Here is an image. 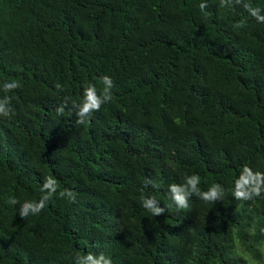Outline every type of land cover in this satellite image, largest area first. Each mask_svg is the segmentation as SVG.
<instances>
[{"label": "trees", "instance_id": "1", "mask_svg": "<svg viewBox=\"0 0 264 264\" xmlns=\"http://www.w3.org/2000/svg\"><path fill=\"white\" fill-rule=\"evenodd\" d=\"M103 75L112 101L76 126L71 102L90 84L99 90ZM12 80L20 87L5 93ZM5 95L13 115L0 117V264H73L86 253L113 264H244L238 250L262 260L264 194L233 196L245 166L264 173V23L242 5L0 0ZM191 175L201 191L220 184L223 198L193 195L178 209L169 185ZM45 177L57 194L21 219L7 199L39 201ZM63 189L75 203L59 198ZM142 197L164 214L148 213Z\"/></svg>", "mask_w": 264, "mask_h": 264}, {"label": "clouds", "instance_id": "2", "mask_svg": "<svg viewBox=\"0 0 264 264\" xmlns=\"http://www.w3.org/2000/svg\"><path fill=\"white\" fill-rule=\"evenodd\" d=\"M240 4L258 23H264V9L253 7L250 3L244 0H221V7H226L232 3ZM208 5L201 3L199 8L201 12L209 16L211 13L206 12ZM235 28L244 27V22H237ZM102 87L98 90L95 85H88L84 88L82 98L79 102L72 101L71 109L75 114V125L86 124L92 114L101 109L104 104L110 103L113 99L112 89L115 87L113 79L108 75L100 77ZM20 87L16 80L11 82L5 81L2 90L7 93ZM58 90H63L62 86L56 85ZM69 107L68 98L65 97L64 103L59 105L55 111L57 115H63L65 109ZM13 110L10 107V97L5 95L0 99V117L11 118ZM146 185H151L156 188L158 185L151 179L145 181ZM200 177L198 175L186 176L183 184L169 185V199L178 209L188 208V200L193 195L197 196L204 202L214 203L221 200L224 196V189L220 184H212L207 191H201L199 188ZM58 182L53 177H45L41 187V198L39 201H25L21 203L15 197L10 196L6 203L9 205H19V216L21 219L29 215H38L46 206L47 202L57 194ZM264 194V173L253 172L249 167H244L239 178L235 181L233 196L237 200L250 201L254 198L261 197ZM59 198H66L70 203L76 202V193L63 189L58 193ZM160 203L155 197H142L141 206L152 216L158 217L164 214L166 207H160ZM169 205L168 207H170ZM73 264H113L110 257H106L103 253L96 255L93 253H86L84 255H77L74 257Z\"/></svg>", "mask_w": 264, "mask_h": 264}, {"label": "rangeland", "instance_id": "3", "mask_svg": "<svg viewBox=\"0 0 264 264\" xmlns=\"http://www.w3.org/2000/svg\"><path fill=\"white\" fill-rule=\"evenodd\" d=\"M237 254L239 258H241V260L244 262V264H264V255L261 256L262 260L260 262H256L250 256L244 254L240 250H238Z\"/></svg>", "mask_w": 264, "mask_h": 264}]
</instances>
